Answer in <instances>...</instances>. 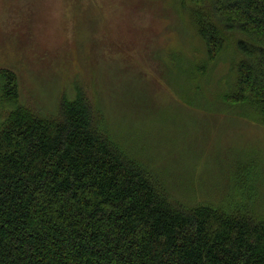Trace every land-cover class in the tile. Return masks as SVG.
Returning <instances> with one entry per match:
<instances>
[{
	"label": "trees",
	"instance_id": "trees-1",
	"mask_svg": "<svg viewBox=\"0 0 264 264\" xmlns=\"http://www.w3.org/2000/svg\"><path fill=\"white\" fill-rule=\"evenodd\" d=\"M175 1L210 61L232 48L224 100L264 127V0ZM74 90L47 119L0 69V264H264V212L246 181L256 187L255 164L222 199L192 187L179 200L113 141L89 91Z\"/></svg>",
	"mask_w": 264,
	"mask_h": 264
},
{
	"label": "rangeland",
	"instance_id": "rangeland-1",
	"mask_svg": "<svg viewBox=\"0 0 264 264\" xmlns=\"http://www.w3.org/2000/svg\"><path fill=\"white\" fill-rule=\"evenodd\" d=\"M235 59L229 47L210 61L175 0H0V69L18 75L22 105L50 119L82 87L113 141L174 196L191 201L195 187L217 201L255 164L256 187L244 177L264 212V127L224 100Z\"/></svg>",
	"mask_w": 264,
	"mask_h": 264
}]
</instances>
